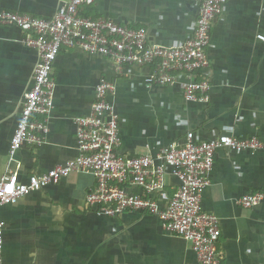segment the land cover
Masks as SVG:
<instances>
[{
    "label": "crops",
    "instance_id": "crops-1",
    "mask_svg": "<svg viewBox=\"0 0 264 264\" xmlns=\"http://www.w3.org/2000/svg\"><path fill=\"white\" fill-rule=\"evenodd\" d=\"M63 1L0 0V8L50 17ZM84 12L143 29L149 43L164 46L181 43L197 17L191 0H94ZM257 33H264V0H227L211 27L207 101L186 100L177 85L146 87L151 65L116 69L100 55L61 48L51 72L55 86L46 138L38 146L23 144L10 159L9 142L37 53L24 45L25 32L0 25V177L10 169L27 182L75 157L74 118L89 114L94 88L105 78L114 85L110 99L122 157L156 155L181 144L190 131L195 140L226 133L261 141L255 151L216 149L201 207L218 217L222 264H264V198L250 207L237 203L242 194L264 193V41ZM94 184L91 173L73 171L1 205L4 264H199L191 243L165 231L157 215L95 213L85 203ZM178 184L166 169L164 186L154 195L159 206Z\"/></svg>",
    "mask_w": 264,
    "mask_h": 264
},
{
    "label": "built area",
    "instance_id": "built-area-1",
    "mask_svg": "<svg viewBox=\"0 0 264 264\" xmlns=\"http://www.w3.org/2000/svg\"><path fill=\"white\" fill-rule=\"evenodd\" d=\"M227 0H191L197 9L192 32L174 46L149 43L143 29L131 28L105 17L84 15L94 0H64L50 17L0 8V25H14L25 32L22 39L36 50L37 60L31 86L24 92L19 116L9 142V157L23 144L40 145L48 133V116L53 106V63L61 48H79L108 59L116 69L124 66H153L144 75L146 87L177 85L188 101H207L210 61L207 49L213 21ZM256 38L264 41V33ZM112 81L101 78L94 88L88 115L74 118L78 153L42 174H32L27 182L8 169L0 177V206L13 203L31 191L57 183L73 171H87L95 178L85 203L95 213L118 216L137 210L157 215L162 228L188 240L199 264H222L217 250L220 236L218 217L201 207L204 189L210 184L215 151H255L262 147L255 136L237 137L220 133L195 140L187 132L181 144L171 143L156 155L150 153L125 158L119 155L118 114L110 95ZM166 169L179 181L164 206L154 195L162 190ZM138 190V192L136 191ZM264 193H245L237 203L250 207ZM4 221L0 219V264L3 260ZM244 264V263H241Z\"/></svg>",
    "mask_w": 264,
    "mask_h": 264
},
{
    "label": "trees",
    "instance_id": "trees-1",
    "mask_svg": "<svg viewBox=\"0 0 264 264\" xmlns=\"http://www.w3.org/2000/svg\"><path fill=\"white\" fill-rule=\"evenodd\" d=\"M84 13H86V12H84ZM84 15H86V14H84Z\"/></svg>",
    "mask_w": 264,
    "mask_h": 264
}]
</instances>
